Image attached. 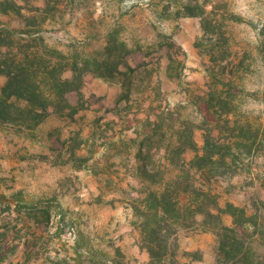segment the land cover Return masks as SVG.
Masks as SVG:
<instances>
[{"label":"rangeland","instance_id":"1","mask_svg":"<svg viewBox=\"0 0 264 264\" xmlns=\"http://www.w3.org/2000/svg\"><path fill=\"white\" fill-rule=\"evenodd\" d=\"M3 39L1 51L51 66L107 59L110 39L122 52L31 134L0 128V264H149L134 205L157 187L137 172L139 144L157 165L184 132L188 168L207 137L220 146L243 133L227 153L240 172L215 168L205 189L264 222V0H0ZM224 89L230 106L209 110L204 96ZM218 245L214 231L180 230L152 264H218Z\"/></svg>","mask_w":264,"mask_h":264},{"label":"trees","instance_id":"2","mask_svg":"<svg viewBox=\"0 0 264 264\" xmlns=\"http://www.w3.org/2000/svg\"><path fill=\"white\" fill-rule=\"evenodd\" d=\"M1 45L9 46V43L3 39ZM121 52L115 40L110 39L107 59L83 62L76 57L72 63L65 64L60 60L51 66L43 56L23 53V57H18L11 55L10 50H0V74L8 77L5 84L0 83V127L12 126L20 133L31 134L48 112L54 110L62 113L70 104H74L72 94L81 90L86 74L95 72L106 75L118 69ZM67 70L72 72L71 77L65 76ZM232 95L224 89L222 94L204 96L206 106L209 110L219 107L225 112L231 104ZM182 134L177 145L171 143L167 148V159L157 165L148 160L145 143L139 144L137 172L144 181L150 182V186L157 187L147 191L144 203L134 205L142 217L138 225L142 232V246L151 256L149 264L167 260L177 233L191 228L218 234V264H264V222L261 216L250 214L247 205L229 203L227 208H223L218 196L212 190L205 189L215 168L231 165L236 168L232 174L240 172L237 168L241 165L237 158L229 159L227 153H231L234 146H240L243 133L239 131L228 142L220 143L222 146H219L216 136H213L214 142L211 141L212 136L207 137L205 152L192 161V168L185 165L187 161L183 156L192 146L193 136L188 132H184L185 137ZM247 137L253 141L257 138ZM191 169L201 175L200 185L193 178ZM175 171L176 175L165 179L166 173ZM259 203L264 205V200L260 199ZM226 213L234 217L232 225L225 223ZM253 226L255 230L251 232Z\"/></svg>","mask_w":264,"mask_h":264},{"label":"crops","instance_id":"3","mask_svg":"<svg viewBox=\"0 0 264 264\" xmlns=\"http://www.w3.org/2000/svg\"><path fill=\"white\" fill-rule=\"evenodd\" d=\"M0 75H4V74H0ZM10 127H12V126H10ZM0 128H4V127H0ZM12 128H14V127H12ZM16 129V128H15ZM18 132V131H17ZM20 133V132H19ZM206 231V230H205Z\"/></svg>","mask_w":264,"mask_h":264}]
</instances>
